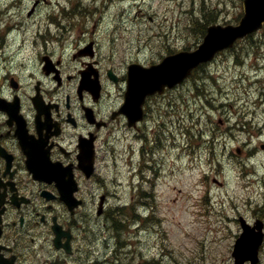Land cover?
Listing matches in <instances>:
<instances>
[{
	"label": "rangeland",
	"instance_id": "374dc122",
	"mask_svg": "<svg viewBox=\"0 0 264 264\" xmlns=\"http://www.w3.org/2000/svg\"><path fill=\"white\" fill-rule=\"evenodd\" d=\"M73 8L81 12L69 13ZM242 14L243 0H0V51H24L26 37L94 21L96 28L86 27L85 38L96 39L105 55L114 47L115 56L160 61L195 47L209 20L237 23ZM147 135L150 151L144 158L141 143L131 141L134 154L110 160L108 175L126 204L129 244L114 262V251L100 236L95 264H232L239 216L250 221L264 214V28L159 96ZM238 146L252 157L236 154ZM251 162L257 175L250 172ZM134 209L144 213L133 217Z\"/></svg>",
	"mask_w": 264,
	"mask_h": 264
},
{
	"label": "flooded vegetation",
	"instance_id": "af4514ba",
	"mask_svg": "<svg viewBox=\"0 0 264 264\" xmlns=\"http://www.w3.org/2000/svg\"><path fill=\"white\" fill-rule=\"evenodd\" d=\"M80 24L26 37L24 51H0V264H95L100 227L115 209L102 168L131 132L145 135L159 97L141 103L132 126L123 111L129 68L159 59L115 56L114 47L105 55L85 38L97 23ZM56 228L68 251L56 247Z\"/></svg>",
	"mask_w": 264,
	"mask_h": 264
},
{
	"label": "water",
	"instance_id": "95a60500",
	"mask_svg": "<svg viewBox=\"0 0 264 264\" xmlns=\"http://www.w3.org/2000/svg\"><path fill=\"white\" fill-rule=\"evenodd\" d=\"M245 14L238 25H211L203 43L195 51H182L167 56L159 65L133 73L131 83H141L147 91L164 92L165 85L181 82L199 63L210 60L216 52L231 47L243 37L264 25V0H244ZM263 236L245 231L237 240L234 255L236 264L246 259L258 260V249Z\"/></svg>",
	"mask_w": 264,
	"mask_h": 264
}]
</instances>
